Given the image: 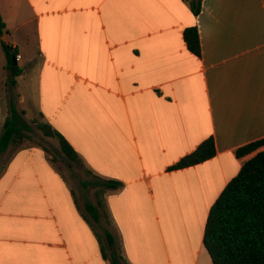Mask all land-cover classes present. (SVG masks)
<instances>
[{
	"label": "crops",
	"instance_id": "obj_1",
	"mask_svg": "<svg viewBox=\"0 0 264 264\" xmlns=\"http://www.w3.org/2000/svg\"><path fill=\"white\" fill-rule=\"evenodd\" d=\"M190 2L0 0L22 70L0 79V135L13 103L84 171L76 195L46 146L0 152V264H213L209 212L264 138V0ZM211 137L215 157L170 170Z\"/></svg>",
	"mask_w": 264,
	"mask_h": 264
},
{
	"label": "trees",
	"instance_id": "obj_2",
	"mask_svg": "<svg viewBox=\"0 0 264 264\" xmlns=\"http://www.w3.org/2000/svg\"><path fill=\"white\" fill-rule=\"evenodd\" d=\"M202 0H191L195 15L201 11ZM0 15V33L5 29ZM184 38L188 49L201 57V42L197 27L187 28ZM7 56L6 69L12 81L22 73L16 62V53L3 44ZM32 124L44 136L57 138L61 152L69 160L76 161L78 154L67 140L48 123L34 120L28 122L24 113L13 103L0 135V152L8 149L14 139L20 142L31 138ZM264 138L247 144L236 151L238 157L255 153L246 160L238 175L225 187L212 206L204 233V245L213 264H264ZM216 155V146L211 137L192 153L183 157L170 170L191 167L205 162ZM109 237H112L109 235Z\"/></svg>",
	"mask_w": 264,
	"mask_h": 264
},
{
	"label": "rangeland",
	"instance_id": "obj_3",
	"mask_svg": "<svg viewBox=\"0 0 264 264\" xmlns=\"http://www.w3.org/2000/svg\"><path fill=\"white\" fill-rule=\"evenodd\" d=\"M2 56H3V53L1 51L0 52V79H2L4 74L7 72L6 69L4 68L5 60ZM25 145L46 146L49 151L50 159L52 160L56 168L62 171L70 187L72 188L74 193H76L77 195L78 180H81L84 178L83 164L79 161H76V163H72L69 159H67L65 155L61 152L59 140L57 138L46 137L39 129L36 128L35 135H33L31 139L26 140ZM86 198H90L94 200L92 193L88 194ZM78 201H80L79 203L82 202V198L80 195H78Z\"/></svg>",
	"mask_w": 264,
	"mask_h": 264
},
{
	"label": "built area",
	"instance_id": "obj_4",
	"mask_svg": "<svg viewBox=\"0 0 264 264\" xmlns=\"http://www.w3.org/2000/svg\"><path fill=\"white\" fill-rule=\"evenodd\" d=\"M16 58H17V60H20L21 59V56L20 55H17Z\"/></svg>",
	"mask_w": 264,
	"mask_h": 264
}]
</instances>
